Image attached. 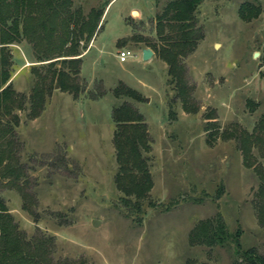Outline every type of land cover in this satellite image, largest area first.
I'll list each match as a JSON object with an SVG mask.
<instances>
[{
    "label": "rangeland",
    "instance_id": "rangeland-1",
    "mask_svg": "<svg viewBox=\"0 0 264 264\" xmlns=\"http://www.w3.org/2000/svg\"><path fill=\"white\" fill-rule=\"evenodd\" d=\"M165 1L72 0L84 15L107 3L93 42L80 48L74 79L79 92L74 97L53 85L39 115L28 119L18 110L15 147L27 170L37 219L22 208L16 189L0 183V197L25 234L51 236L55 258L88 264H184L187 258L196 264H245L231 242L208 246L187 241L189 229L216 212L227 229L241 230L243 248L253 246L264 254V224L256 212L264 156L253 149L260 173L243 164L235 137L250 131L264 114V0L198 4L200 38L181 58L189 92L186 109L175 96L164 60L153 51L142 59L144 40L116 43L131 34L158 41L154 17ZM242 2L258 10L241 15ZM121 48L132 49L134 56L120 61L116 54ZM10 51L12 87L27 94L30 67L40 62L25 40L11 44ZM119 80L136 88L141 98L115 96L112 89ZM122 101L142 113L150 138L145 156L153 184L139 198L145 209L140 222L124 213L123 193L113 181L117 168L110 112Z\"/></svg>",
    "mask_w": 264,
    "mask_h": 264
},
{
    "label": "trees",
    "instance_id": "trees-1",
    "mask_svg": "<svg viewBox=\"0 0 264 264\" xmlns=\"http://www.w3.org/2000/svg\"><path fill=\"white\" fill-rule=\"evenodd\" d=\"M201 0H166L154 17V34L158 41L131 34L127 38H117L120 45L128 38L143 41L154 54L166 63L170 81L175 87L186 109L189 92L184 83L182 57L194 49L200 38L195 13ZM91 9L84 15L82 9L73 7L72 0H0V183L17 190L21 206L36 220L33 193L27 189L28 175L25 165L19 160L15 144V126L19 124L18 110H23L26 118L40 114L46 99L51 94L54 83L58 89L67 90L74 97L79 88L74 81L81 62V47L95 35L102 23L98 21L105 10ZM257 6L242 2L241 15H253ZM25 40L32 48L34 61L30 72L32 83L25 94L14 90L11 84L12 58L11 44ZM82 44L80 45V42ZM264 59V54H263ZM115 96L141 98L139 91L126 85L122 80L113 86ZM169 117H174L170 108ZM114 122L112 144L116 171L113 178L125 214L140 222L145 209L141 201L152 186L150 168L145 153L150 149L147 123L142 113L132 103L122 101L113 105L110 112ZM223 134V131L221 135ZM227 134H232L227 132ZM226 137V134H223ZM242 162L252 166L259 173L262 164L257 156H264V114L258 118L250 131L235 133ZM256 212L260 223L264 224V176L259 175ZM221 192L218 190L215 195ZM150 204V202H149ZM240 229H227L222 215L218 212L212 218L199 219L188 231L190 244L208 246L226 245L235 247V254L245 264H264V254L253 246L243 248L239 242ZM53 240L50 235L39 233L28 235L20 230L8 207L0 197V264H88L82 259L55 258L52 255ZM184 264H196L186 259ZM200 264V263H198Z\"/></svg>",
    "mask_w": 264,
    "mask_h": 264
},
{
    "label": "built area",
    "instance_id": "built-area-1",
    "mask_svg": "<svg viewBox=\"0 0 264 264\" xmlns=\"http://www.w3.org/2000/svg\"><path fill=\"white\" fill-rule=\"evenodd\" d=\"M116 55H118L120 61H125L128 57L134 56V51L130 48H121Z\"/></svg>",
    "mask_w": 264,
    "mask_h": 264
},
{
    "label": "water",
    "instance_id": "water-1",
    "mask_svg": "<svg viewBox=\"0 0 264 264\" xmlns=\"http://www.w3.org/2000/svg\"><path fill=\"white\" fill-rule=\"evenodd\" d=\"M140 54H141L142 59L144 60L152 56V50L148 46H144L143 48H141ZM257 54L258 52L254 53V56H256ZM54 86H57V83H55ZM96 223H97V220L93 219L92 224L95 225Z\"/></svg>",
    "mask_w": 264,
    "mask_h": 264
},
{
    "label": "crops",
    "instance_id": "crops-1",
    "mask_svg": "<svg viewBox=\"0 0 264 264\" xmlns=\"http://www.w3.org/2000/svg\"><path fill=\"white\" fill-rule=\"evenodd\" d=\"M94 37H95V35H94ZM94 37L92 38V42H93ZM140 50H141V49H140Z\"/></svg>",
    "mask_w": 264,
    "mask_h": 264
}]
</instances>
